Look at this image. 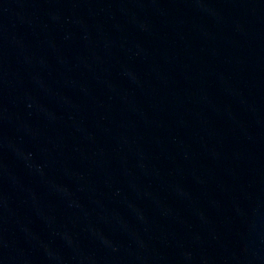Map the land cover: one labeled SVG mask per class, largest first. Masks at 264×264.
I'll return each mask as SVG.
<instances>
[{
    "label": "water",
    "instance_id": "1",
    "mask_svg": "<svg viewBox=\"0 0 264 264\" xmlns=\"http://www.w3.org/2000/svg\"><path fill=\"white\" fill-rule=\"evenodd\" d=\"M0 264H264V0H0Z\"/></svg>",
    "mask_w": 264,
    "mask_h": 264
}]
</instances>
